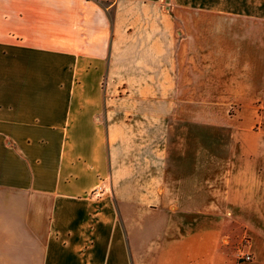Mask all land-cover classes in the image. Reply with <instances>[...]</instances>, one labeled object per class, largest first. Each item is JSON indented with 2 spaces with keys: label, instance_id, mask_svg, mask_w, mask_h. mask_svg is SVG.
<instances>
[{
  "label": "crops",
  "instance_id": "crops-1",
  "mask_svg": "<svg viewBox=\"0 0 264 264\" xmlns=\"http://www.w3.org/2000/svg\"><path fill=\"white\" fill-rule=\"evenodd\" d=\"M0 264H264V0H0Z\"/></svg>",
  "mask_w": 264,
  "mask_h": 264
},
{
  "label": "built area",
  "instance_id": "built-area-1",
  "mask_svg": "<svg viewBox=\"0 0 264 264\" xmlns=\"http://www.w3.org/2000/svg\"><path fill=\"white\" fill-rule=\"evenodd\" d=\"M246 260H251V258L249 257V256H246V258H245Z\"/></svg>",
  "mask_w": 264,
  "mask_h": 264
}]
</instances>
